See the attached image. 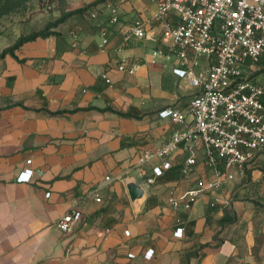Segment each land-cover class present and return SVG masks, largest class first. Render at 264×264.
I'll return each instance as SVG.
<instances>
[{"label": "crops", "instance_id": "obj_1", "mask_svg": "<svg viewBox=\"0 0 264 264\" xmlns=\"http://www.w3.org/2000/svg\"><path fill=\"white\" fill-rule=\"evenodd\" d=\"M156 9L154 0L8 1L0 15V264L264 263V155L189 211H175L166 203L170 191L210 178L200 141L193 171L180 173L189 152L181 142L170 167L132 204L126 178L144 181L159 163L141 171L137 156L182 127L159 110H185L184 88L195 90L173 71L184 66L159 35ZM137 18L157 42L125 39ZM58 20L51 30L60 36H37L2 54ZM156 47L166 53L154 55ZM122 59L133 72L117 68ZM206 63L200 57L192 73ZM24 170L30 179L17 180ZM100 182L97 201L91 192ZM72 210L81 218L60 231L56 221Z\"/></svg>", "mask_w": 264, "mask_h": 264}, {"label": "built area", "instance_id": "obj_2", "mask_svg": "<svg viewBox=\"0 0 264 264\" xmlns=\"http://www.w3.org/2000/svg\"><path fill=\"white\" fill-rule=\"evenodd\" d=\"M154 1L159 35L169 41L167 51L175 54L179 64L185 67L173 71L188 79L197 88V94L185 110L172 106L159 110L161 118L182 127L174 130L158 148L143 150L136 161L143 171L146 164L159 160L144 178V184L150 187L170 167L168 157L184 142L189 152L180 164V173L189 175L196 164L193 143L200 141L210 178H196L186 190L170 191L166 197L171 209L189 211L201 195L231 180L236 168L243 170L264 154V75H251L264 58V0ZM111 14V20L116 21L114 9ZM131 37L158 41L138 18L126 30L125 39ZM165 53L161 47L153 50L154 55ZM200 57L206 60V66L193 74L192 66L198 64ZM117 68L133 72L126 59L120 60ZM101 76L110 83L106 73ZM30 161L27 159L26 163ZM30 176L31 171L24 170L17 180L28 181ZM108 179L105 176L102 183ZM100 185L101 182L91 192L97 201ZM217 203L218 199L214 198L209 205L213 207ZM80 218L81 213L72 210L56 221V227L69 232ZM173 235L181 237L182 228L175 229ZM151 254L152 250L145 252V256Z\"/></svg>", "mask_w": 264, "mask_h": 264}, {"label": "trees", "instance_id": "obj_3", "mask_svg": "<svg viewBox=\"0 0 264 264\" xmlns=\"http://www.w3.org/2000/svg\"><path fill=\"white\" fill-rule=\"evenodd\" d=\"M8 1L9 0H0V15L2 13H4V11H6V5L8 4ZM17 1H20V0H17ZM60 21H54V22H49L45 25V27L40 30V31H37V32H33L31 33L30 35L26 36V37H20L18 39V41L13 44L12 46L4 49L2 51V54L3 53H11L12 49L17 47L20 43L26 41V40H32L34 39L35 37L37 36H41V37H47L48 35L50 34H54L56 36H60V33L58 31H55V30H51V28L53 27H56L58 25ZM264 72V58L260 61V63L258 64L257 68H255V70L252 72L251 75H255V74H258V73H262Z\"/></svg>", "mask_w": 264, "mask_h": 264}, {"label": "water", "instance_id": "obj_4", "mask_svg": "<svg viewBox=\"0 0 264 264\" xmlns=\"http://www.w3.org/2000/svg\"><path fill=\"white\" fill-rule=\"evenodd\" d=\"M125 185L132 204L137 207L147 193V188L144 184V181L141 178L129 177L126 178Z\"/></svg>", "mask_w": 264, "mask_h": 264}, {"label": "rangeland", "instance_id": "obj_5", "mask_svg": "<svg viewBox=\"0 0 264 264\" xmlns=\"http://www.w3.org/2000/svg\"><path fill=\"white\" fill-rule=\"evenodd\" d=\"M205 67V66H204ZM201 68H198V69H196V70H193V73H197L199 70H200ZM263 73V75H264V72H262ZM182 78H184V77H182ZM185 79V78H184ZM187 81L192 85V86H194L188 79H187ZM186 81V82H187ZM177 85L176 86H178V83H176ZM184 84H186V83H184ZM178 88H180L179 86H178ZM195 88V90H191V89H186V88H184V91L186 92L185 94H187V95H185V96H187V97H189V99H192L193 97H194V95L196 94V91H197V89H196V87H194ZM264 154H260L253 162H255V161H257L260 157H262ZM253 162H251V163H253ZM250 163V164H251ZM264 264V263H263Z\"/></svg>", "mask_w": 264, "mask_h": 264}]
</instances>
